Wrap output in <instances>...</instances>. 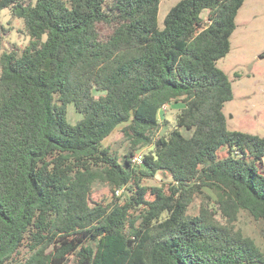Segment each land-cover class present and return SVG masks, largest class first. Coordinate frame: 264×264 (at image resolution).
I'll return each mask as SVG.
<instances>
[{
    "label": "trees",
    "instance_id": "obj_1",
    "mask_svg": "<svg viewBox=\"0 0 264 264\" xmlns=\"http://www.w3.org/2000/svg\"><path fill=\"white\" fill-rule=\"evenodd\" d=\"M244 1L179 0L159 29L160 0H0L29 38L0 54V264H264L233 226L264 223V137L227 128L216 66ZM120 125L121 154L103 146ZM97 182L126 197L92 202Z\"/></svg>",
    "mask_w": 264,
    "mask_h": 264
},
{
    "label": "rangeland",
    "instance_id": "obj_2",
    "mask_svg": "<svg viewBox=\"0 0 264 264\" xmlns=\"http://www.w3.org/2000/svg\"><path fill=\"white\" fill-rule=\"evenodd\" d=\"M178 1L160 0L157 17L159 29L163 28L164 17L169 9ZM205 16L206 13H203L202 17ZM0 23L4 28L1 32L0 54L11 51L18 53L23 50L29 42L23 31V21L14 17L9 9H3L0 11ZM235 24V30L230 36V50L216 62V66L228 76L232 87V100L224 104L223 113L229 130L264 137V0H245L237 13ZM97 30L99 39L104 41L112 32V24L99 23ZM179 109V104H170L160 112V135L175 128V117ZM80 117L74 106L69 104L67 121L74 124ZM122 126H118L103 141V146H108L119 154L125 146L121 134ZM149 150L150 148L145 146L137 152L146 154ZM168 181L169 177L159 172L153 178L145 179L143 185L159 187ZM205 192L211 201H215L212 193L208 190ZM114 197L123 199L126 193L122 191L113 196L106 184L97 182L93 185L92 202L106 205L112 202ZM199 204L200 199H196L189 208V214L196 215ZM216 217L221 223H225L223 218ZM233 226L264 251V223L261 220L241 211ZM24 254L25 251L22 250V255Z\"/></svg>",
    "mask_w": 264,
    "mask_h": 264
},
{
    "label": "built area",
    "instance_id": "obj_3",
    "mask_svg": "<svg viewBox=\"0 0 264 264\" xmlns=\"http://www.w3.org/2000/svg\"><path fill=\"white\" fill-rule=\"evenodd\" d=\"M165 106H167V105H165ZM165 106H163L162 107V110H163V108L165 107ZM161 110V111H162ZM132 161L135 163V164H141V162H142V154L141 153H137V154H135L134 155V157H133V159H132ZM121 193V190H116L115 191V194L116 195H118V194H120Z\"/></svg>",
    "mask_w": 264,
    "mask_h": 264
}]
</instances>
